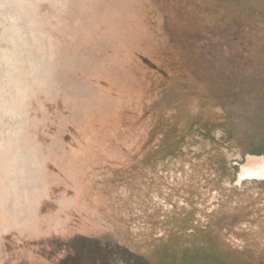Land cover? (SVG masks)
<instances>
[{"label": "rangeland", "instance_id": "1", "mask_svg": "<svg viewBox=\"0 0 264 264\" xmlns=\"http://www.w3.org/2000/svg\"><path fill=\"white\" fill-rule=\"evenodd\" d=\"M0 37V264H264V0H0Z\"/></svg>", "mask_w": 264, "mask_h": 264}, {"label": "flooded vegetation", "instance_id": "2", "mask_svg": "<svg viewBox=\"0 0 264 264\" xmlns=\"http://www.w3.org/2000/svg\"><path fill=\"white\" fill-rule=\"evenodd\" d=\"M264 176V158L257 159L251 158L248 166L243 167L242 172L239 174V183H242L244 180H257L256 178H260Z\"/></svg>", "mask_w": 264, "mask_h": 264}, {"label": "bare ground", "instance_id": "3", "mask_svg": "<svg viewBox=\"0 0 264 264\" xmlns=\"http://www.w3.org/2000/svg\"><path fill=\"white\" fill-rule=\"evenodd\" d=\"M3 36V35H2ZM3 37H5V36H3ZM0 39H1V37H0ZM7 41V40H6ZM1 44V43H0ZM264 158V157H263ZM257 180H261V181H263L264 180V176L263 177H261L260 176V178L258 179V178H256Z\"/></svg>", "mask_w": 264, "mask_h": 264}]
</instances>
